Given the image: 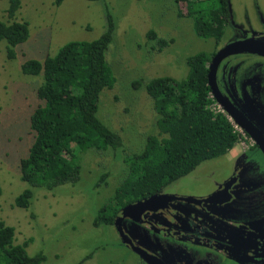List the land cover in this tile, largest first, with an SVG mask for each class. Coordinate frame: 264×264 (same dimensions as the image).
<instances>
[{
  "label": "rangeland",
  "instance_id": "obj_1",
  "mask_svg": "<svg viewBox=\"0 0 264 264\" xmlns=\"http://www.w3.org/2000/svg\"><path fill=\"white\" fill-rule=\"evenodd\" d=\"M229 3L234 14L247 12L251 24L261 20L259 12L264 16V0ZM7 6L8 0H0V20H26L29 35L14 45L13 57L0 40V220L14 227L16 242L31 238L27 252L45 255L39 264H137L114 226H96L93 219L127 175L125 154L140 150L147 134L156 131L157 113L145 81L159 75L185 77L187 57L209 48L210 38L196 34L190 17L178 16L173 0H62L58 5L53 0H21L13 18L7 16ZM107 12L114 29L105 57L116 80L101 90L97 115L121 135L122 143L81 151L80 178L74 184L32 186L20 178L19 162L33 140L29 118L42 102L36 94L42 78L41 73L22 72L21 64L54 55L69 40L98 37L106 28ZM148 29L173 41L159 50L154 38H146ZM233 150L203 160L174 180L171 189L195 194L210 188L213 178L232 166ZM24 188L32 189L26 208L14 202Z\"/></svg>",
  "mask_w": 264,
  "mask_h": 264
},
{
  "label": "trees",
  "instance_id": "obj_2",
  "mask_svg": "<svg viewBox=\"0 0 264 264\" xmlns=\"http://www.w3.org/2000/svg\"><path fill=\"white\" fill-rule=\"evenodd\" d=\"M53 2L58 5L62 0ZM173 2L178 16L192 19L197 35L216 39L223 35L228 0ZM20 4L21 0H8L7 16L13 18ZM106 20V28L98 37L69 40L54 55L47 54L43 60L28 58L21 64L22 72L41 73L42 78L36 87L42 102L29 118L33 140L19 162L20 178L32 186L74 184L80 178L81 151L117 148L122 143L121 135L97 115L101 90L112 87L116 80L105 57L114 29L109 12ZM28 35L26 20H0V40L6 41L7 56L13 57L14 45ZM145 36L154 38L159 50L173 41L157 36L154 29H148ZM208 58L207 51H197L187 57L185 77L159 75L145 81L157 113L156 131L147 134L140 150L125 154L127 175L95 215L96 226L112 223L110 213L125 203L158 192L203 160L226 153L238 140L226 116L212 108L205 65ZM31 195L32 189L24 188L14 202L26 208ZM30 239L16 242L14 227L0 220V264H39L44 260L42 252H27Z\"/></svg>",
  "mask_w": 264,
  "mask_h": 264
},
{
  "label": "flooded vegetation",
  "instance_id": "obj_3",
  "mask_svg": "<svg viewBox=\"0 0 264 264\" xmlns=\"http://www.w3.org/2000/svg\"><path fill=\"white\" fill-rule=\"evenodd\" d=\"M228 10L223 35L199 51L209 55L212 103L238 134L233 164L204 191L171 189L172 181L152 193L159 195L148 206L132 204L152 194L110 213L137 264H147L138 249L156 264H264V16L259 12L261 20L251 24L247 12L233 13L229 0ZM245 39L251 41L248 49L217 56L227 44Z\"/></svg>",
  "mask_w": 264,
  "mask_h": 264
},
{
  "label": "water",
  "instance_id": "obj_4",
  "mask_svg": "<svg viewBox=\"0 0 264 264\" xmlns=\"http://www.w3.org/2000/svg\"><path fill=\"white\" fill-rule=\"evenodd\" d=\"M250 40H237V41H233L229 44H227L224 48H222L217 54V56H220L222 54H226L228 52H230L231 50H237V49H248V43H250ZM213 64L210 65V71L208 73V82L212 83L213 81V74H212V70H213ZM159 194H152L150 195L148 198H145L143 200H139L137 203L132 204V205H136V204H140L143 205L144 207L148 206L146 205V203L150 202L151 200H153L155 197H157ZM126 207H124V209H126ZM123 241H126V239L124 237H122ZM127 242V241H126ZM138 253L140 254V256L147 262V264H156L152 261V258L149 256V254H147L144 250L142 249H138Z\"/></svg>",
  "mask_w": 264,
  "mask_h": 264
},
{
  "label": "built area",
  "instance_id": "obj_5",
  "mask_svg": "<svg viewBox=\"0 0 264 264\" xmlns=\"http://www.w3.org/2000/svg\"><path fill=\"white\" fill-rule=\"evenodd\" d=\"M212 108L217 112V107L212 103Z\"/></svg>",
  "mask_w": 264,
  "mask_h": 264
}]
</instances>
